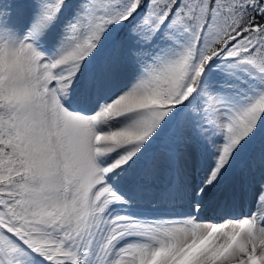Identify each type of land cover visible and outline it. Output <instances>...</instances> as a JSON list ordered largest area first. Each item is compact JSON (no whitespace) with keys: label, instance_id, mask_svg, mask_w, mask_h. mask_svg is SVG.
Wrapping results in <instances>:
<instances>
[{"label":"snow or ice","instance_id":"6c2138e0","mask_svg":"<svg viewBox=\"0 0 264 264\" xmlns=\"http://www.w3.org/2000/svg\"><path fill=\"white\" fill-rule=\"evenodd\" d=\"M0 264H264V0H0Z\"/></svg>","mask_w":264,"mask_h":264},{"label":"rangeland","instance_id":"374dc122","mask_svg":"<svg viewBox=\"0 0 264 264\" xmlns=\"http://www.w3.org/2000/svg\"><path fill=\"white\" fill-rule=\"evenodd\" d=\"M148 214H152V215H154V214H156V213H148Z\"/></svg>","mask_w":264,"mask_h":264}]
</instances>
